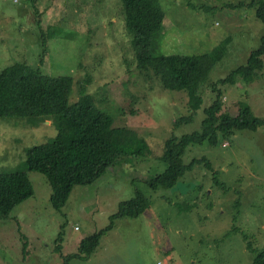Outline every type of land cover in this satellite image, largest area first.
Listing matches in <instances>:
<instances>
[{
	"label": "rangeland",
	"instance_id": "1",
	"mask_svg": "<svg viewBox=\"0 0 264 264\" xmlns=\"http://www.w3.org/2000/svg\"><path fill=\"white\" fill-rule=\"evenodd\" d=\"M159 1L166 15L161 53L200 55L225 45L200 89L194 122L180 128L177 119L192 112L188 93L165 89L153 69L138 67L119 0H0V72L18 61L72 78V101L84 87L113 127L136 132L151 149L145 159L122 160L92 184L76 186L57 211L49 182L24 163L29 148L55 139V118L0 117V173L25 172L33 189L0 219V264H66L62 253H76L84 236L108 227L118 204L137 190L150 208L113 222L90 257L69 264H250L264 248V125L220 134L216 147L190 146L185 164H206L174 188L148 185L166 170L165 142L201 130L216 97L212 87L222 93L221 112L236 116L247 104L264 118V69L253 82L237 73L233 83L220 82L260 47L264 23L256 9L264 0Z\"/></svg>",
	"mask_w": 264,
	"mask_h": 264
},
{
	"label": "trees",
	"instance_id": "2",
	"mask_svg": "<svg viewBox=\"0 0 264 264\" xmlns=\"http://www.w3.org/2000/svg\"><path fill=\"white\" fill-rule=\"evenodd\" d=\"M119 1L124 9L125 26L138 67L153 69L165 89L188 93L192 112L179 117L175 127L193 123L203 103L200 89L223 56L225 45L222 43L220 48L200 55H165L160 52L166 29V15L160 1ZM256 16L264 23V1L257 6ZM263 57L264 36L247 63L232 70L220 82L233 83L236 73L247 82H253L258 71L264 69ZM79 89V98L72 101V78L49 75L23 62H13L0 72V117L55 118L58 129L55 139L29 148L24 163L29 171L42 174L49 182L52 188L50 202L57 211L66 205L76 186L92 184L122 160H141L151 155L145 138L126 128L113 127V117L97 107L84 87ZM212 89L216 91V97L204 110L206 117L201 130L180 137L172 136L165 142L161 160L166 170L149 181L153 190L174 188L187 172L205 163L202 158L185 164L183 157L190 146L207 143L216 147L220 134L229 138L235 131H256L264 125V118L255 116L247 104L239 106L236 116L221 112L222 93L214 87ZM32 195V185L25 172L0 173V219H8L11 211ZM149 208L148 199L137 190L132 199L118 204L108 227L79 241L76 253L64 255L62 244L57 245L56 250L65 257L66 264L72 257L87 259L95 251L101 236L113 228V222L137 219ZM62 235V232L58 235L61 242ZM22 250L26 252V242ZM250 264H264V248L255 252Z\"/></svg>",
	"mask_w": 264,
	"mask_h": 264
}]
</instances>
